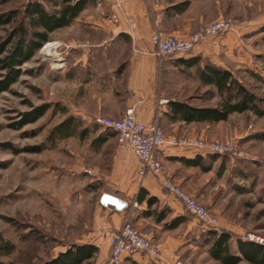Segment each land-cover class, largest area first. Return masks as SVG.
<instances>
[{
    "label": "rangeland",
    "instance_id": "374dc122",
    "mask_svg": "<svg viewBox=\"0 0 264 264\" xmlns=\"http://www.w3.org/2000/svg\"><path fill=\"white\" fill-rule=\"evenodd\" d=\"M25 1L0 0V12L21 9ZM40 1L50 11L62 2ZM105 1L110 0H101V5L90 0L84 8L100 10ZM111 1L116 9L121 8L120 0ZM230 7L240 18L223 15L234 20V27L224 32L229 36L218 54L220 63L252 90L264 107V0H242ZM75 17L52 30L43 46L22 63L18 78L8 89L0 90V259L4 264L35 263L101 235L104 198L118 192L113 175H109L112 147L94 141L100 134L117 141L115 132L78 116L81 34L78 15ZM0 34H5L4 29ZM47 46L59 47L54 59L43 55ZM57 60L62 61L61 66L56 65ZM202 100L213 101L207 95ZM44 103L49 106L40 116L24 120L28 117L25 111ZM67 117L71 134L61 135L55 127ZM229 119L235 132L227 136L235 138L240 153L206 157L202 165L210 169L196 166L188 180L202 195L219 199L216 205L221 211L208 207L221 219L218 232L231 233L233 250L237 238L249 232L264 236V114L246 110L231 113ZM159 123L164 129L163 122ZM197 228V232L193 228L186 233L187 242L178 256L194 264H223L209 253L211 231L199 223ZM101 240L100 245H105ZM7 242L12 247L4 252L2 244ZM108 254L99 251L90 261L107 264ZM121 264L156 263L149 255L136 252L124 256ZM237 264L252 263L242 259Z\"/></svg>",
    "mask_w": 264,
    "mask_h": 264
},
{
    "label": "crops",
    "instance_id": "0c3cea01",
    "mask_svg": "<svg viewBox=\"0 0 264 264\" xmlns=\"http://www.w3.org/2000/svg\"><path fill=\"white\" fill-rule=\"evenodd\" d=\"M120 2V9H116L110 0L105 1L100 10L83 8L78 13V33L81 34L78 39V116L87 120H95L98 115L118 117L127 106L133 105L139 119L146 122L161 120L168 135L186 134L211 139L232 135L235 127L229 119L231 114L217 121H186L172 119L167 114L170 100L185 101L194 106L219 103L216 85L203 81L199 72L206 65L226 68L221 65L218 54L225 48L229 32L201 40L189 53L163 57L157 54L151 33L157 28L164 33L185 36L201 22L219 15L240 18L230 6L242 0ZM206 95L213 99L211 103L202 100ZM162 98L166 101H161ZM95 140L98 145L103 143L112 147L109 175H113V186L118 191H112L111 196L104 198L107 202L104 220L100 221L102 234L85 241L96 244L97 252L109 251V230L119 227L132 209V224L141 232L152 235L159 245V258L145 253L156 264H163L182 253L180 247L187 242L186 233L193 228L197 232L198 222L188 214L181 201L162 186L164 177L172 176L211 209L222 210L216 205L219 199L202 195L190 186L192 169L202 167V160L212 154H199L193 148L166 144L155 151L162 164L161 174L148 173L140 177L139 160L127 144L105 134L98 135ZM182 158H197V163ZM209 169L207 166L206 170ZM151 196L153 199L149 201ZM134 199L139 202L137 207H132ZM220 221L219 218V227L222 226ZM100 238L105 245H100ZM233 248L236 252V243Z\"/></svg>",
    "mask_w": 264,
    "mask_h": 264
},
{
    "label": "trees",
    "instance_id": "16d2710c",
    "mask_svg": "<svg viewBox=\"0 0 264 264\" xmlns=\"http://www.w3.org/2000/svg\"><path fill=\"white\" fill-rule=\"evenodd\" d=\"M88 1L90 0H62L57 9L50 11L40 0H26L21 9L16 7L0 12V29L5 31L4 35L0 34V90L8 89L18 78L22 63L41 46L49 33L69 24ZM199 74L203 81L216 85L220 94L219 103L216 106H194L185 101L170 100L168 102L170 111L167 113L170 118L217 121L226 119L233 112L246 110L258 115L264 114V107L259 105L260 98L241 83L229 69L206 65ZM48 106L44 103L25 111L23 114L28 117L24 120L36 119ZM69 120L70 117H67L55 127L61 135L71 134V130H68ZM183 160L197 163V158ZM151 199L153 196L148 200ZM218 229H209L213 239L208 250L213 258L223 264H237L242 259L252 264H264V244L238 237L237 251L234 252L230 247L231 233L218 232ZM2 246L6 248L4 252H8L12 247L8 242ZM97 251L98 246L94 243H76L54 256L31 264H92L90 259ZM0 264H4L1 259Z\"/></svg>",
    "mask_w": 264,
    "mask_h": 264
},
{
    "label": "built area",
    "instance_id": "2783aa9c",
    "mask_svg": "<svg viewBox=\"0 0 264 264\" xmlns=\"http://www.w3.org/2000/svg\"><path fill=\"white\" fill-rule=\"evenodd\" d=\"M97 5H101V0H97ZM233 27L234 20L231 17L219 15L212 20L201 22L185 36L164 33L156 28L151 33V40L160 57L179 53L185 54L191 52L201 40L216 34H222ZM160 100L166 101L165 98ZM94 121L113 130L117 141L127 144L132 149L139 160L138 175L140 177L148 173L155 176L161 174L162 164L155 156V151L166 144L193 148L199 154L238 155L240 153L233 136L211 139L186 134L168 135L157 119L149 122L139 119L133 105L127 106L122 115L118 117L98 115ZM161 184L181 201L184 209L204 228L219 227L218 216L180 183L170 177H164ZM138 204V200L134 199L132 207H137ZM132 211L131 209L128 212L119 227L112 228L108 232L110 248L106 260L107 264H121L126 254L134 252L150 254L156 258L160 257V248L153 236L141 232L130 221ZM241 238L264 244L263 235H254L249 232ZM163 264L194 263L187 258L176 255Z\"/></svg>",
    "mask_w": 264,
    "mask_h": 264
},
{
    "label": "bare ground",
    "instance_id": "6f19581e",
    "mask_svg": "<svg viewBox=\"0 0 264 264\" xmlns=\"http://www.w3.org/2000/svg\"><path fill=\"white\" fill-rule=\"evenodd\" d=\"M58 49H59L58 46H47L43 50V55L46 58H49V59L52 58V59H54L58 55V53H59V50ZM60 58H61V55H60ZM55 62H56V65L57 66H61L62 65V61L61 60H57ZM54 66H55V64H54Z\"/></svg>",
    "mask_w": 264,
    "mask_h": 264
}]
</instances>
